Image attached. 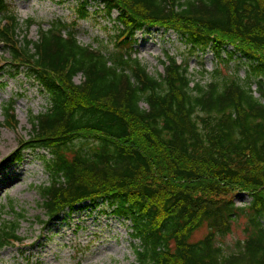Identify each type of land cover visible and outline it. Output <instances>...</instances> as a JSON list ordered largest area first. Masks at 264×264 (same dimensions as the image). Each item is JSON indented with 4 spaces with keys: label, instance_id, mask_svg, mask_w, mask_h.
<instances>
[{
    "label": "trees",
    "instance_id": "trees-1",
    "mask_svg": "<svg viewBox=\"0 0 264 264\" xmlns=\"http://www.w3.org/2000/svg\"><path fill=\"white\" fill-rule=\"evenodd\" d=\"M74 12L31 41L0 0L9 70L47 99L14 153L17 161L27 150L49 155L39 188L47 222L105 201L130 223L137 264H264V0H81ZM101 13L117 14L111 52L77 38V20ZM147 27L173 31L191 52L224 54L225 63L238 55L248 70L243 78L216 70L201 85L187 61L166 55L164 74L152 76L134 55V37ZM4 112L16 123L11 105ZM231 191L248 192L250 202L236 206ZM13 213L16 221L0 224V250L21 242L22 215ZM239 220L244 239L228 252L223 241Z\"/></svg>",
    "mask_w": 264,
    "mask_h": 264
},
{
    "label": "rangeland",
    "instance_id": "rangeland-1",
    "mask_svg": "<svg viewBox=\"0 0 264 264\" xmlns=\"http://www.w3.org/2000/svg\"><path fill=\"white\" fill-rule=\"evenodd\" d=\"M184 1V0H183ZM15 10L19 21V33L28 40H38V28L49 27L55 20L70 23L75 20L74 8L81 0H7ZM96 7L90 8L95 10ZM103 14H94L88 20H77V38L81 45L96 50H113L117 41L113 20ZM33 25L26 29L25 22ZM21 37H19L20 40ZM134 55L152 76L164 74L166 55L176 58L179 64L187 61L189 73L195 82L208 84L216 70L236 74L243 78L248 62L234 55L228 63L216 58L210 49L191 52L189 45L173 31L160 27H147L134 37ZM231 50V48H229ZM257 52L259 50H256ZM9 54L0 49V224L14 222L21 214L18 236L20 243L0 250V264H137L132 248L137 242L131 238L130 223L112 214L105 201L96 204L85 202L75 206L72 212L59 215L47 222L41 208L39 188L45 186L49 176L43 158L44 151H24L22 158L15 160V152L23 141L31 136L30 117L44 112L47 99L40 86L23 73L10 71ZM80 84L81 76L75 78ZM11 105L16 123L5 117L4 107ZM10 121V122H9ZM230 197L236 206L250 202L248 192L231 191ZM13 208V209H12ZM19 218V217H18ZM244 221L233 225L231 235L223 241L228 252L236 250V243L244 239ZM206 229L193 235V241L204 237Z\"/></svg>",
    "mask_w": 264,
    "mask_h": 264
}]
</instances>
